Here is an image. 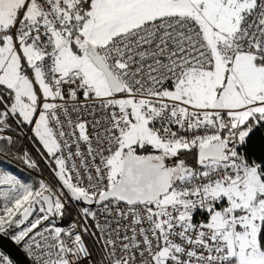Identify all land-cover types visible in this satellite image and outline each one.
Returning <instances> with one entry per match:
<instances>
[{"label":"snow or ice","instance_id":"obj_1","mask_svg":"<svg viewBox=\"0 0 264 264\" xmlns=\"http://www.w3.org/2000/svg\"><path fill=\"white\" fill-rule=\"evenodd\" d=\"M0 165L27 264H264V0H0Z\"/></svg>","mask_w":264,"mask_h":264},{"label":"water","instance_id":"obj_2","mask_svg":"<svg viewBox=\"0 0 264 264\" xmlns=\"http://www.w3.org/2000/svg\"><path fill=\"white\" fill-rule=\"evenodd\" d=\"M0 247L6 250L11 255V257L14 258L16 264H27L25 256L17 247L13 246L11 243L4 241L2 244H0Z\"/></svg>","mask_w":264,"mask_h":264},{"label":"trees","instance_id":"obj_3","mask_svg":"<svg viewBox=\"0 0 264 264\" xmlns=\"http://www.w3.org/2000/svg\"><path fill=\"white\" fill-rule=\"evenodd\" d=\"M4 164L9 165V162L5 161ZM9 166L11 167V169L16 171L19 175L24 176V177L28 176V173L25 169H22V168L16 166L15 164H10Z\"/></svg>","mask_w":264,"mask_h":264},{"label":"built area","instance_id":"obj_4","mask_svg":"<svg viewBox=\"0 0 264 264\" xmlns=\"http://www.w3.org/2000/svg\"><path fill=\"white\" fill-rule=\"evenodd\" d=\"M34 154V153H33ZM35 155V154H34ZM16 166H18V167H20V168H22V169H24V167L21 165V164H18V163H14Z\"/></svg>","mask_w":264,"mask_h":264},{"label":"rangeland","instance_id":"obj_5","mask_svg":"<svg viewBox=\"0 0 264 264\" xmlns=\"http://www.w3.org/2000/svg\"><path fill=\"white\" fill-rule=\"evenodd\" d=\"M0 166H4V165H0ZM13 170V169H12ZM14 171V170H13ZM15 173H17L16 171H14ZM18 174V173H17Z\"/></svg>","mask_w":264,"mask_h":264}]
</instances>
